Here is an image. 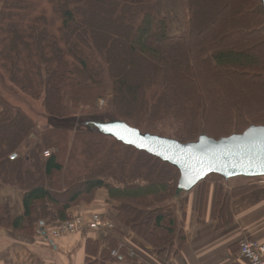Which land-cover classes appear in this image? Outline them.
I'll use <instances>...</instances> for the list:
<instances>
[{"label":"trees","instance_id":"1","mask_svg":"<svg viewBox=\"0 0 264 264\" xmlns=\"http://www.w3.org/2000/svg\"><path fill=\"white\" fill-rule=\"evenodd\" d=\"M249 1L223 0L229 23L208 40L205 24L216 18L203 13L212 0H183L187 29L180 36L152 1L0 0V69L61 124L41 128L0 91V187L22 190L25 207L12 220L0 203V225L33 235L42 223L73 219V208L104 190L122 224L162 259L177 256L187 242L172 203L183 193L180 170L104 135L88 115L112 90L113 121L184 144L264 126V109L251 115L247 102L233 106L234 77L264 73V5ZM247 36L260 41L257 47H247ZM256 188L217 185L214 219L229 223L232 200Z\"/></svg>","mask_w":264,"mask_h":264},{"label":"crops","instance_id":"2","mask_svg":"<svg viewBox=\"0 0 264 264\" xmlns=\"http://www.w3.org/2000/svg\"><path fill=\"white\" fill-rule=\"evenodd\" d=\"M215 183L207 179L179 195L180 224L187 242L168 260L119 221L107 192L101 190L91 204L73 208L70 214L101 213L113 222V230H86L53 240L50 232L56 224L42 223L44 231L41 224L33 235L0 225V264H249L241 256L240 245L264 243V185L255 184V190L233 199L232 220L220 225L213 217ZM0 203L9 207L12 220L24 214V192L18 188L1 186Z\"/></svg>","mask_w":264,"mask_h":264},{"label":"water","instance_id":"3","mask_svg":"<svg viewBox=\"0 0 264 264\" xmlns=\"http://www.w3.org/2000/svg\"><path fill=\"white\" fill-rule=\"evenodd\" d=\"M262 2L264 5V0ZM94 126L104 135L177 167L181 174L180 192L191 191L212 175L226 181L264 177V126H252L243 134L219 140L202 136L197 142L188 144L143 134L118 121Z\"/></svg>","mask_w":264,"mask_h":264},{"label":"rangeland","instance_id":"4","mask_svg":"<svg viewBox=\"0 0 264 264\" xmlns=\"http://www.w3.org/2000/svg\"><path fill=\"white\" fill-rule=\"evenodd\" d=\"M130 2H137L138 0H128ZM145 2H155L157 6V13L160 16H166L169 21L170 32L173 36H180L185 33L187 29V16L185 12V5L183 0H143ZM215 4L214 8L211 11L207 9L204 10V17L208 18L210 13L215 15V23L207 24L206 22V38L208 40L215 39L216 36L222 35V30L224 25L227 26L229 23V12L225 8H222L223 0H212ZM246 3L251 4V1L246 0ZM249 16V13L246 14ZM208 20V19H207ZM210 21V20H209ZM237 36L231 37L228 41H226L227 46H231L234 43ZM252 36H247L243 40L247 43V47H257L260 41L256 40L255 38L252 39ZM252 49V48H249ZM165 66L160 65L158 70L161 72ZM248 73L245 75L243 73L242 77H234L236 85L234 86L236 91V98L233 102V106H237L240 102H247L251 108V115H253L254 111L257 109H264V73L261 76L255 75L254 77ZM191 75V74H190ZM242 86L246 88V90L242 89ZM0 91L3 93V96L9 100L14 106H17L23 109L28 115H30L38 125L43 128L47 126H60L59 122L56 119L50 118L46 115L45 109L43 107L42 101H33L26 95L22 94L18 89H16L7 79L6 75L0 69ZM112 92V95H109V92ZM107 93V98L102 99L95 105V108L92 109V116L88 115V120L92 119V121H96L95 124L101 123H109L113 121L112 113H111V105L110 99L113 96V91L110 90ZM256 116V115H255ZM226 120H230L231 114H227ZM216 119L222 118V115L217 113L215 116ZM87 120V121H88ZM170 126L161 125L159 126L160 129H166ZM220 129L219 127H216ZM215 127L209 128L210 131H215ZM9 132V129H7ZM166 133H168L166 131ZM208 181H215L216 188L217 185H221L225 188V190H232L236 187L246 186V185H255V184H263L264 185V177L263 178H235L231 180H225L220 176L212 175L207 178ZM205 180V183L207 182ZM204 182V181H203ZM223 182V183H222ZM202 183V182H201ZM179 196L173 199L172 203L179 202ZM106 216V215H105ZM107 217V216H106ZM108 218V217H107ZM152 237V235H150ZM159 237H163V235H159ZM153 238V237H152ZM154 239V238H153Z\"/></svg>","mask_w":264,"mask_h":264},{"label":"built area","instance_id":"5","mask_svg":"<svg viewBox=\"0 0 264 264\" xmlns=\"http://www.w3.org/2000/svg\"><path fill=\"white\" fill-rule=\"evenodd\" d=\"M50 155L45 153V157ZM114 229V224L105 215L95 213L91 216H76L66 222L57 223L50 232V237L53 240L72 236L84 232L86 230L95 231H110ZM241 256L249 264H264V243L254 241H244L240 245ZM114 256H117L114 253Z\"/></svg>","mask_w":264,"mask_h":264}]
</instances>
